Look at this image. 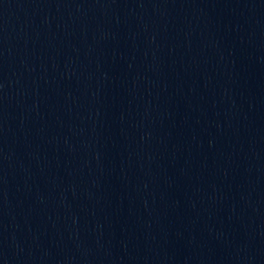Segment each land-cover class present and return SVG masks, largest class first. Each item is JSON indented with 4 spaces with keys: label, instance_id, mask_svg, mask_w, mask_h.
<instances>
[{
    "label": "water",
    "instance_id": "obj_1",
    "mask_svg": "<svg viewBox=\"0 0 264 264\" xmlns=\"http://www.w3.org/2000/svg\"><path fill=\"white\" fill-rule=\"evenodd\" d=\"M0 264H264V0H0Z\"/></svg>",
    "mask_w": 264,
    "mask_h": 264
}]
</instances>
